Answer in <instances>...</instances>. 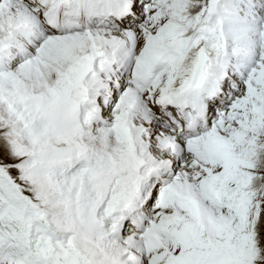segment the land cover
I'll return each instance as SVG.
<instances>
[{"label": "snow or ice", "instance_id": "1", "mask_svg": "<svg viewBox=\"0 0 264 264\" xmlns=\"http://www.w3.org/2000/svg\"><path fill=\"white\" fill-rule=\"evenodd\" d=\"M0 264H264V0H0Z\"/></svg>", "mask_w": 264, "mask_h": 264}]
</instances>
